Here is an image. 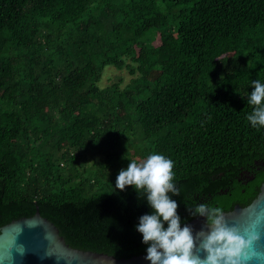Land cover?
<instances>
[{
	"label": "trees",
	"instance_id": "trees-1",
	"mask_svg": "<svg viewBox=\"0 0 264 264\" xmlns=\"http://www.w3.org/2000/svg\"><path fill=\"white\" fill-rule=\"evenodd\" d=\"M106 66L129 82L99 87ZM255 80L264 0H0V226L37 209L71 248L144 254L143 191L85 197L93 182L59 173L126 137L174 161L182 224L198 204L245 207L264 181Z\"/></svg>",
	"mask_w": 264,
	"mask_h": 264
},
{
	"label": "clouds",
	"instance_id": "clouds-1",
	"mask_svg": "<svg viewBox=\"0 0 264 264\" xmlns=\"http://www.w3.org/2000/svg\"><path fill=\"white\" fill-rule=\"evenodd\" d=\"M252 89L248 103L253 110L246 118L253 128L264 127V83L255 80ZM173 168V160L153 153L140 163L129 162L116 177L115 189L123 191L130 186L143 191L152 210L142 215L136 226L142 243L148 245L145 259L150 264H244V253L259 241V234L229 223L220 208L202 203L188 209L205 220L194 236L192 228L182 224L178 203L172 199L180 194Z\"/></svg>",
	"mask_w": 264,
	"mask_h": 264
},
{
	"label": "water",
	"instance_id": "water-1",
	"mask_svg": "<svg viewBox=\"0 0 264 264\" xmlns=\"http://www.w3.org/2000/svg\"><path fill=\"white\" fill-rule=\"evenodd\" d=\"M225 213L229 223L250 227L260 236L259 241L245 251L247 260L244 264H264V181L248 205H235ZM187 224L195 236L204 227L205 220L196 216ZM146 254L117 259L71 248L37 209L31 217L18 218L0 226V264H150L145 259Z\"/></svg>",
	"mask_w": 264,
	"mask_h": 264
},
{
	"label": "rangeland",
	"instance_id": "rangeland-1",
	"mask_svg": "<svg viewBox=\"0 0 264 264\" xmlns=\"http://www.w3.org/2000/svg\"><path fill=\"white\" fill-rule=\"evenodd\" d=\"M185 6L178 7V10ZM157 36L154 39L153 44H157ZM155 73H152L149 78H154ZM120 79V83L117 79ZM130 80V76L125 70H116L111 66L104 67L101 78L98 82V86L104 88L113 83H119L118 87L122 88ZM120 115V112H116ZM126 140L120 142L116 147L110 148L113 144L108 143L107 145H101L100 147L93 148V152L96 155L86 156V161L83 163V159L80 161L76 160L75 165H70L66 163L63 167L59 169V173L62 175L70 174L72 177H80L81 179L89 180L93 182L91 186H87L83 191V196L88 197L94 194H108L115 190L116 177L121 169H126L129 162L136 161L137 163L142 162L146 159L144 155V150L146 148L145 144H138L137 148H142L141 151L133 150L128 144L129 137ZM113 154L112 157L107 156Z\"/></svg>",
	"mask_w": 264,
	"mask_h": 264
},
{
	"label": "flooded vegetation",
	"instance_id": "flooded-vegetation-1",
	"mask_svg": "<svg viewBox=\"0 0 264 264\" xmlns=\"http://www.w3.org/2000/svg\"><path fill=\"white\" fill-rule=\"evenodd\" d=\"M259 165H260V167H263V168L260 170L261 172H259V174L262 173L261 175H263V174H264V165H263V164H259ZM257 171H259V170H257ZM253 178H254V176H250V177H248V179H247L246 181H252Z\"/></svg>",
	"mask_w": 264,
	"mask_h": 264
}]
</instances>
